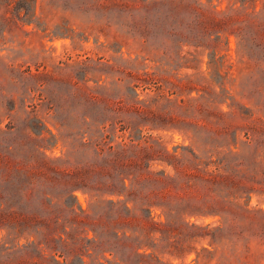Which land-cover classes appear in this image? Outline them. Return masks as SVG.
<instances>
[{
	"label": "rangeland",
	"instance_id": "obj_1",
	"mask_svg": "<svg viewBox=\"0 0 264 264\" xmlns=\"http://www.w3.org/2000/svg\"><path fill=\"white\" fill-rule=\"evenodd\" d=\"M10 1L8 5L0 0V153L13 163L21 162L26 153L40 152L57 170L51 175L58 184L48 193L58 195L62 183L72 180L68 173L92 163L112 171L111 147L133 144L134 153L127 150L119 156L132 165L138 163L141 176L159 179L139 185L155 204L165 203L160 197L179 189L178 182L170 179L174 168L168 163L175 161L191 172L193 162L202 169L210 161L213 169L222 160L219 165L225 169L230 161L224 173L230 178L228 184L234 182L230 191L237 197L222 190L216 204L228 216L226 225L219 215L203 214L205 209L190 201L179 203L178 215L183 217L180 227L170 226V239L163 237L160 225H153L158 244L155 254L161 262L172 264H264V192L260 191H264V134L258 137L260 166L249 168L244 160L245 166L237 167L234 157L226 156L229 144L233 152L248 146L242 143L247 140L245 125L256 123L264 128V78L254 75V62L236 51L235 36L212 41L215 51L193 46L198 39L191 37L179 54L175 46L153 55L143 50L139 37L126 27L110 23L108 12L103 16L102 11L86 6L93 0H60L54 6L48 0H36L27 15L18 0ZM195 1L218 12L259 11L264 3ZM144 71L154 75L141 77ZM128 103L140 106L144 116L153 119V127L143 125L144 117L128 111ZM90 140L94 141L91 147ZM95 179L106 181L93 175L88 183ZM196 193L204 194L200 187ZM72 196H61L58 202H75L78 218L100 231L95 242L88 226L83 232L79 228L77 240L63 234L59 241L57 234L62 232L57 229L51 232L55 239L48 242L50 232L45 229L42 235L29 237L0 229V264H125L123 260L137 264L133 251L137 244L132 240L137 233L127 230L131 241H114L104 228L112 214L93 209L98 200L116 197L92 195L80 188ZM61 214L63 221L67 214L62 210ZM150 216L148 222L154 224L166 220L157 205L151 207ZM185 223L208 226L190 229L207 233L206 238H187ZM179 237L189 241L184 251L173 244Z\"/></svg>",
	"mask_w": 264,
	"mask_h": 264
},
{
	"label": "trees",
	"instance_id": "obj_2",
	"mask_svg": "<svg viewBox=\"0 0 264 264\" xmlns=\"http://www.w3.org/2000/svg\"><path fill=\"white\" fill-rule=\"evenodd\" d=\"M35 1L18 0L17 4L21 8L27 9L25 13L27 15L31 9V4ZM59 1L48 0L47 3L54 6ZM6 2L9 5L11 1L6 0ZM92 2L86 6L102 11L103 16H106L105 13L108 12L111 17L109 19L110 23L121 28L126 27L128 33L139 37L143 50L153 55L158 52L171 51L175 46L178 47L176 53L179 54L181 47L189 44L191 37L198 39L193 46L209 47L215 51L216 45H210V43L222 36L227 39L232 34L236 38V51L254 62L256 69L254 75L262 80L264 78V3L259 11L230 9L229 11L218 12L206 9L207 7L195 0H93ZM147 67V65H144V69ZM152 74L144 71L141 77H150ZM138 78L140 79V77ZM142 80L145 79L141 78ZM128 104V111L133 112L138 118L144 117L142 120L143 125L148 124L153 127V119L144 116L143 109L140 106L134 105V103ZM92 121L97 122L94 118ZM131 121L129 120V122ZM126 122L128 123V120ZM243 130L247 140L242 143H246L248 146L233 152L229 144L226 156L234 157L232 163L236 164L237 167L245 166L244 160H246L249 168L252 165L260 166L261 161L257 160L260 155L258 153V137L264 134V128L256 123H251L245 125ZM214 135L217 136L218 132H214ZM93 142L90 140L87 143L91 147ZM133 146V144L126 146L119 144L115 148L111 147L112 150L109 151L108 157L114 163L112 171L102 169L92 163L81 170L73 171L71 174L68 173L72 180L62 183V189L57 193L58 195L48 193L52 192L58 184L51 175V172L55 173L57 170L50 166L49 160L40 152L26 153L21 162L13 163H10L0 153V229L14 236L27 234L28 237L31 234L42 235L44 233L42 229H45L50 232L46 235L48 242L55 239L51 236V232H56L57 229L62 232L57 234L59 241H62L63 234L69 239L77 240L79 228L82 226L81 231L83 232L85 230L84 226H88L90 227L89 230L94 233L91 241L95 242L96 237L100 235V231H96L88 222L78 218L77 209L79 208L75 206V202H58V198L61 196L73 198V191L77 188L83 189L92 195L107 193L116 197V199L98 200L93 209H106L112 214L110 222L104 228L108 233L110 231L114 241L118 242L121 239L131 241V236L127 235V230H132L133 234L137 233L132 238L137 244L133 247L134 254L138 258L137 264H172L161 262L155 254L158 244L154 242L153 234L156 229L153 225H160L163 237L170 239L172 232L169 230L170 226L176 224L180 227L179 219L183 217L182 213L178 215L180 212L178 209L179 203L187 204V201H190L197 207L205 209L203 214L219 215L226 225L228 216L226 212L217 209L216 204L217 198L221 197L222 190H225L228 195L234 198L237 197L235 194L231 195L232 191H230L235 186L234 182L230 180V184H228L227 179L230 178L224 173L227 171L226 164L230 166V161L224 164L225 169L223 165H219L222 160L213 169L209 167L210 161L205 162L202 169L199 163L193 162L191 172H185L182 167L179 168L178 163L175 161L168 163L174 168V176L170 179L178 182L179 189L176 193H167V195L161 196L160 199L165 203L155 204L150 201L147 194H142L139 185L140 183L159 179L152 176H141L139 174L141 166L138 163L135 162L132 165L131 162L122 161L123 159L119 156V153L124 154L127 150L134 153L132 151ZM95 151L96 155L99 156L100 151L97 148ZM211 155H208V158ZM193 156L195 159L197 158L196 155ZM172 158L174 159V157ZM198 158L201 157L198 156ZM130 170H132V173ZM93 175L106 179L105 183L97 179L88 183ZM184 183L186 186L183 185ZM45 184H48L49 187H46ZM103 186H105V189H103ZM197 187L203 190L204 194L202 196L196 193ZM46 188H49V191H46ZM190 188L194 189L193 192H190ZM252 190L255 191L256 189ZM260 191L264 192L261 189ZM154 205L162 209L166 219L165 222L159 221L157 224L148 222L151 218V207ZM61 210L67 214V218H64L63 221H60ZM121 212H124L125 215L122 216ZM140 213H145V215L142 216ZM140 217L146 219V221L140 224L141 219L139 223H136V220ZM184 225L189 229L185 235L190 240L206 238L207 233L196 234L190 229L201 230L208 226L201 227L194 224L188 226L186 223ZM67 226L69 230H66ZM39 227L41 231L38 232ZM216 229H220V227ZM119 231H122L121 236ZM86 234H88V230H86ZM79 239L80 241L84 239L89 241L85 237ZM101 241L98 240L97 242L100 243ZM185 243L189 244V241L187 239L182 241L179 237L176 243L173 244H176V248H179L180 251H184ZM128 245H130V242H128ZM147 250H150V252H147ZM113 252V250L110 251V253ZM170 252L174 254V251ZM123 263L128 264V261L123 260Z\"/></svg>",
	"mask_w": 264,
	"mask_h": 264
}]
</instances>
